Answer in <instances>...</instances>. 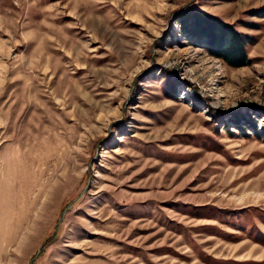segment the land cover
Returning <instances> with one entry per match:
<instances>
[{
    "label": "rangeland",
    "instance_id": "rangeland-1",
    "mask_svg": "<svg viewBox=\"0 0 264 264\" xmlns=\"http://www.w3.org/2000/svg\"><path fill=\"white\" fill-rule=\"evenodd\" d=\"M193 1L250 63L182 29ZM262 6L0 0V264H264Z\"/></svg>",
    "mask_w": 264,
    "mask_h": 264
},
{
    "label": "trees",
    "instance_id": "trees-1",
    "mask_svg": "<svg viewBox=\"0 0 264 264\" xmlns=\"http://www.w3.org/2000/svg\"><path fill=\"white\" fill-rule=\"evenodd\" d=\"M260 14L264 16V6L261 7ZM174 16L185 32L204 39L210 54L231 66L250 63L251 58L246 49L249 36L238 30L232 22L197 8L194 1L177 10ZM248 112L253 113L250 110Z\"/></svg>",
    "mask_w": 264,
    "mask_h": 264
},
{
    "label": "water",
    "instance_id": "water-1",
    "mask_svg": "<svg viewBox=\"0 0 264 264\" xmlns=\"http://www.w3.org/2000/svg\"><path fill=\"white\" fill-rule=\"evenodd\" d=\"M86 188H87V186H85L84 189H86ZM73 201H74V200H72L68 205H70ZM62 216H63V211L60 213V215H59L57 221H56V222L54 223V225H53V230L51 231V233H50L47 237H54V236L56 235V232H57V229H58L59 223H60V221H61V219H62ZM41 247H42V246H41ZM41 247H38V249H37V253L40 251ZM37 253H36V254H37ZM36 254L30 259L29 264H32V263L34 262V257L36 256Z\"/></svg>",
    "mask_w": 264,
    "mask_h": 264
},
{
    "label": "bare ground",
    "instance_id": "bare-ground-1",
    "mask_svg": "<svg viewBox=\"0 0 264 264\" xmlns=\"http://www.w3.org/2000/svg\"><path fill=\"white\" fill-rule=\"evenodd\" d=\"M4 177H5V176H4ZM20 182H21V181H20ZM9 187H11V185H10V186L8 185V188H9ZM9 189H10V188H9ZM19 190H20V189H19ZM19 190H18V191H19ZM9 241H10V240H9Z\"/></svg>",
    "mask_w": 264,
    "mask_h": 264
}]
</instances>
